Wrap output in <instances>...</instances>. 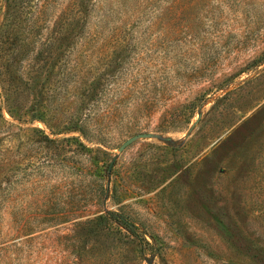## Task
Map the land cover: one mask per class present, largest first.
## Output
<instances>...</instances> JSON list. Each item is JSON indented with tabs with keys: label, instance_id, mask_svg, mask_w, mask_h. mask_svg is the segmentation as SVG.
<instances>
[{
	"label": "rangeland",
	"instance_id": "374dc122",
	"mask_svg": "<svg viewBox=\"0 0 264 264\" xmlns=\"http://www.w3.org/2000/svg\"><path fill=\"white\" fill-rule=\"evenodd\" d=\"M0 264H264V0H0Z\"/></svg>",
	"mask_w": 264,
	"mask_h": 264
},
{
	"label": "water",
	"instance_id": "95a60500",
	"mask_svg": "<svg viewBox=\"0 0 264 264\" xmlns=\"http://www.w3.org/2000/svg\"><path fill=\"white\" fill-rule=\"evenodd\" d=\"M150 136H152V133H150V132L140 133V134L131 136L130 138H128L127 140H125L123 142V144H121V146L119 147V150L120 151L125 150L127 146H129L132 142H134L138 138L150 137Z\"/></svg>",
	"mask_w": 264,
	"mask_h": 264
},
{
	"label": "trees",
	"instance_id": "16d2710c",
	"mask_svg": "<svg viewBox=\"0 0 264 264\" xmlns=\"http://www.w3.org/2000/svg\"><path fill=\"white\" fill-rule=\"evenodd\" d=\"M75 127L76 128H73L72 130H78V131H80L82 133V129L80 127H78V126H75ZM72 130H70V131H72Z\"/></svg>",
	"mask_w": 264,
	"mask_h": 264
}]
</instances>
